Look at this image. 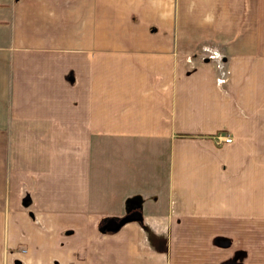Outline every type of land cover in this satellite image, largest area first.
Instances as JSON below:
<instances>
[{"label": "crops", "instance_id": "1", "mask_svg": "<svg viewBox=\"0 0 264 264\" xmlns=\"http://www.w3.org/2000/svg\"><path fill=\"white\" fill-rule=\"evenodd\" d=\"M0 264H264V0H0Z\"/></svg>", "mask_w": 264, "mask_h": 264}, {"label": "water", "instance_id": "2", "mask_svg": "<svg viewBox=\"0 0 264 264\" xmlns=\"http://www.w3.org/2000/svg\"><path fill=\"white\" fill-rule=\"evenodd\" d=\"M120 224L116 223L115 221L107 222L105 225L101 227L100 232H108V233L114 232L118 229Z\"/></svg>", "mask_w": 264, "mask_h": 264}, {"label": "built area", "instance_id": "3", "mask_svg": "<svg viewBox=\"0 0 264 264\" xmlns=\"http://www.w3.org/2000/svg\"><path fill=\"white\" fill-rule=\"evenodd\" d=\"M207 58H208L209 60H218L217 58L220 59V57L218 56V54L215 53V52H210V53L208 54ZM216 66L220 69V67H221L222 65L220 64V62L216 61ZM221 141H222L223 143H225V144L230 143V139H229V138H222Z\"/></svg>", "mask_w": 264, "mask_h": 264}, {"label": "trees", "instance_id": "4", "mask_svg": "<svg viewBox=\"0 0 264 264\" xmlns=\"http://www.w3.org/2000/svg\"><path fill=\"white\" fill-rule=\"evenodd\" d=\"M222 70V69H221ZM221 76V75H220ZM125 221H128V215H125V216H123V217H121V218H119V219H116V223H118V224H120V225H122Z\"/></svg>", "mask_w": 264, "mask_h": 264}, {"label": "rangeland", "instance_id": "5", "mask_svg": "<svg viewBox=\"0 0 264 264\" xmlns=\"http://www.w3.org/2000/svg\"><path fill=\"white\" fill-rule=\"evenodd\" d=\"M208 53H209V51H208ZM208 53H207V54H208ZM217 59H218V60H216V61L220 62V64L223 66L224 60H223V59H219V58H217ZM222 66L220 67V69L222 68ZM23 204H24V206H27L26 202H24ZM114 221H116V219H114ZM22 252H23V251H22Z\"/></svg>", "mask_w": 264, "mask_h": 264}]
</instances>
